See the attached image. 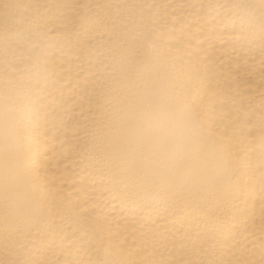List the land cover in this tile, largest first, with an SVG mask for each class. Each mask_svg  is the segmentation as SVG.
Here are the masks:
<instances>
[{"label": "bare ground", "instance_id": "1", "mask_svg": "<svg viewBox=\"0 0 264 264\" xmlns=\"http://www.w3.org/2000/svg\"><path fill=\"white\" fill-rule=\"evenodd\" d=\"M0 264H264V0H0Z\"/></svg>", "mask_w": 264, "mask_h": 264}]
</instances>
